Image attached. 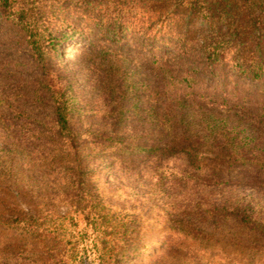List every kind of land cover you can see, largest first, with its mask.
<instances>
[{
  "label": "rangeland",
  "instance_id": "1",
  "mask_svg": "<svg viewBox=\"0 0 264 264\" xmlns=\"http://www.w3.org/2000/svg\"><path fill=\"white\" fill-rule=\"evenodd\" d=\"M69 1L75 7L95 1L108 13L121 9L131 27L140 20L146 26L158 9L149 0ZM176 10L174 22L189 38L208 29L198 15ZM126 34L122 54L108 56L126 57L122 70L119 61L104 65L91 54L80 59L74 50L90 48L80 39L63 48L77 94L68 136L55 131L51 101L36 96L41 72L17 27L0 15V95L24 115L0 113V264H59L54 251L63 236L83 249V264H264V170L225 161L226 148L241 143L261 147L256 152L264 156V79L231 67L214 75L197 46L188 60L175 48L165 53L161 42L136 30ZM161 57L166 61L159 65ZM186 75L196 79L193 88L179 83ZM163 84L177 90L173 94L184 98L185 107V99L194 98L188 111L194 117L188 127L175 125L174 133L181 136L185 128L182 136L198 139L196 149L187 147L197 159L181 150L186 137L172 156L161 158L104 149L100 132L125 130L133 136L168 124L169 116L150 107ZM208 121L220 129L208 132ZM98 201L108 215L104 225L120 231L102 236L98 224L80 213L78 202L94 211ZM244 204L252 206L256 230L242 231L220 207ZM51 227L55 234L48 233ZM64 261L78 264L71 257Z\"/></svg>",
  "mask_w": 264,
  "mask_h": 264
},
{
  "label": "trees",
  "instance_id": "2",
  "mask_svg": "<svg viewBox=\"0 0 264 264\" xmlns=\"http://www.w3.org/2000/svg\"><path fill=\"white\" fill-rule=\"evenodd\" d=\"M149 2L158 7L156 11H153L154 18L150 19V23L146 26H143L145 21L140 20L134 24L135 27H131V21L127 20L121 9L108 13V8L102 7L95 1L89 6L75 7V4L69 0H0L1 17L17 27L22 44L31 54L33 66L41 72L39 77L41 87L34 91L36 96L45 97L51 101L53 125L57 133L72 136L73 131L72 120L77 98L76 82L73 72L65 67L66 61L62 57L63 48L65 49V45L72 40L80 39L79 43L90 47L74 50L75 54L80 55V59H83L84 55L91 54L90 56L100 62L104 61V65L112 60L119 61V69L122 70L127 67L128 59L123 55L115 59H109L108 56L122 54V49L128 45L126 33L131 28L132 31L136 30L142 34L144 39L151 38L152 42H161L165 53L168 49L175 48L177 56L184 55L188 60L196 52L195 46H197L199 58L211 74L217 75L221 68L231 67L252 79H264V20L262 19L264 0H149ZM168 7L171 9H167ZM178 7H184L191 14L203 18L208 29L199 34V37L191 35L189 38V31L183 29L184 27L180 28V25L174 22ZM156 24L160 27L149 33L152 26ZM251 43H254L253 46ZM113 48L119 52L114 53ZM149 50L151 52L152 49ZM165 61L163 57L159 61L156 59L159 65ZM122 73L124 74L123 71ZM182 81L190 88L197 84L192 75L182 77L179 83ZM163 87L164 84L160 89L161 99L158 98V101L150 107L153 106L155 111L162 110L161 115L169 116L168 124L162 125L161 129L144 130L133 136L125 130L100 132L98 133L100 143L104 149L108 148L117 153L130 151L131 155L161 158L172 156L178 148L177 141L186 137L183 140H188L189 143L187 145L182 143L181 150L186 152L191 160L197 159L196 153H190L187 147L196 149L195 143L198 139L191 140L190 136L189 139L187 136H182L185 128L183 133L181 132L182 137L174 133L175 125L187 126L189 118L194 117V113L191 115L194 98L185 97V102L188 104L185 107L184 98L173 94L177 90L172 92ZM167 93L175 96L172 97ZM5 103H8V100L0 95V113L24 116L21 109ZM210 124L208 121V127L211 129L208 132L215 133L217 128L220 129L221 125ZM161 142L164 143L161 144ZM226 149H228L225 154L226 165H250L264 170V156L261 157L256 152V150H263L261 147H252L249 144L244 146L241 143ZM77 204L85 219L98 224L97 228L102 236L120 231L117 225H113L111 230L104 225L108 222V215L100 201L96 203L97 207L94 211L86 210L81 202ZM220 207L224 215L236 220L235 224L239 225L242 231L256 230L258 227L252 222V216L249 213V209H252L250 204ZM64 218L65 216L61 217V219ZM69 218L72 219V217ZM56 231L55 227L48 229V233L51 234H55ZM61 241L64 243L61 242L57 246L58 250L54 251V256L60 253L59 264L65 263L64 260L70 257L74 261L77 260L78 264H83V249H78L75 243L65 239L64 236ZM69 243L71 247L67 248L66 245Z\"/></svg>",
  "mask_w": 264,
  "mask_h": 264
}]
</instances>
